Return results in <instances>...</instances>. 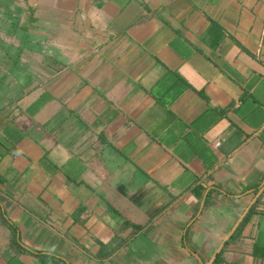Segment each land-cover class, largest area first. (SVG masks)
Segmentation results:
<instances>
[{
	"label": "crops",
	"instance_id": "0c3cea01",
	"mask_svg": "<svg viewBox=\"0 0 264 264\" xmlns=\"http://www.w3.org/2000/svg\"><path fill=\"white\" fill-rule=\"evenodd\" d=\"M0 264H264V0H0Z\"/></svg>",
	"mask_w": 264,
	"mask_h": 264
},
{
	"label": "clouds",
	"instance_id": "9594fccd",
	"mask_svg": "<svg viewBox=\"0 0 264 264\" xmlns=\"http://www.w3.org/2000/svg\"><path fill=\"white\" fill-rule=\"evenodd\" d=\"M178 71L183 72L184 71V68L182 67V68L178 69Z\"/></svg>",
	"mask_w": 264,
	"mask_h": 264
},
{
	"label": "built area",
	"instance_id": "2783aa9c",
	"mask_svg": "<svg viewBox=\"0 0 264 264\" xmlns=\"http://www.w3.org/2000/svg\"><path fill=\"white\" fill-rule=\"evenodd\" d=\"M216 146H220V143H217V145Z\"/></svg>",
	"mask_w": 264,
	"mask_h": 264
}]
</instances>
